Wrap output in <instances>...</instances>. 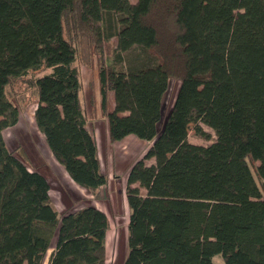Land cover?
Listing matches in <instances>:
<instances>
[{
	"label": "trees",
	"instance_id": "obj_1",
	"mask_svg": "<svg viewBox=\"0 0 264 264\" xmlns=\"http://www.w3.org/2000/svg\"><path fill=\"white\" fill-rule=\"evenodd\" d=\"M80 27L98 48L115 38L98 67L109 139L151 142L126 174L122 264H264V0H0V264H43L50 247L46 264L105 262L106 213L59 215L47 177L3 137L19 117L11 80L48 70L34 79L37 129L78 186L106 183L79 97ZM191 123L215 139L189 142Z\"/></svg>",
	"mask_w": 264,
	"mask_h": 264
},
{
	"label": "rangeland",
	"instance_id": "obj_2",
	"mask_svg": "<svg viewBox=\"0 0 264 264\" xmlns=\"http://www.w3.org/2000/svg\"><path fill=\"white\" fill-rule=\"evenodd\" d=\"M130 1L132 3L135 2V0ZM84 31L82 27L78 28L77 31L82 36L79 38L74 65H76L80 74L81 88L79 97L86 118V126L93 135L98 129L96 126H100L105 121L104 119H107L106 111H103L101 107L98 67L103 59L110 60L112 58L115 38H111L109 42L103 43L98 48L91 42L90 38L86 37ZM161 37L164 41L167 40V36L164 33ZM46 71L48 70L29 71L26 75L11 80L7 86V95L17 106L19 117L15 125L3 130L6 145L11 151L20 155L29 168L37 169L47 177L50 184L49 195L51 204L59 215L69 209H77L87 203H95L96 207L106 213L109 225L105 239L104 264H122L127 252V222L129 214L125 200L126 176L124 175L131 164L127 166L125 171L118 170L113 167L116 159L113 153L107 155L108 161L105 158L103 160V154L101 153L102 171L109 177V181L93 192L78 186L67 176L63 167L51 155L43 135L34 123L33 112L37 102L34 79ZM178 85V78L171 77L168 91L164 97L162 118L158 123L159 126L165 121ZM111 94V90L108 89V109L112 108ZM200 126L208 133V136L204 137L196 134L194 125L191 123L188 128L187 139L192 143L207 145L215 139L214 131L204 123H200ZM128 149L125 147L122 151L127 152ZM146 162L152 163L154 160L148 159ZM52 249V247L48 249L43 264L47 262ZM212 260L216 264H225L219 254H214Z\"/></svg>",
	"mask_w": 264,
	"mask_h": 264
},
{
	"label": "crops",
	"instance_id": "obj_3",
	"mask_svg": "<svg viewBox=\"0 0 264 264\" xmlns=\"http://www.w3.org/2000/svg\"><path fill=\"white\" fill-rule=\"evenodd\" d=\"M110 101H111L112 106H113V92L111 94V100ZM104 120L105 121L102 122V124L100 126H96V128H98L96 133L95 134L93 133V136H94V139L96 142V146H97V152H98L100 167H101V169L103 167L100 154L101 153L103 154V160L105 158V160L108 161L107 155H109V153H113V155L116 157L113 167L118 169V170H124L125 171V169H127V166H129L133 161H135L137 158L141 157L145 153V151L150 146L151 142L148 140H145V139H141V138H139L133 134H129V135H127V136H125L119 140L111 141L109 139V135H108L107 119H104ZM130 145L132 146L131 148H130ZM125 147L129 148L127 152L122 151V149H125ZM127 171H128V169L126 170L124 176H126ZM67 176H68V174H67ZM115 176H118V175H115ZM107 181H109L108 176H107L106 183H107ZM105 184H103V185H105ZM93 204L95 206H97L95 203H93Z\"/></svg>",
	"mask_w": 264,
	"mask_h": 264
}]
</instances>
